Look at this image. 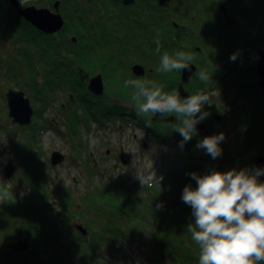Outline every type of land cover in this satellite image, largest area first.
I'll list each match as a JSON object with an SVG mask.
<instances>
[{"label": "trees", "instance_id": "obj_1", "mask_svg": "<svg viewBox=\"0 0 264 264\" xmlns=\"http://www.w3.org/2000/svg\"><path fill=\"white\" fill-rule=\"evenodd\" d=\"M57 1L63 26L58 33L46 35L17 16L6 0H0V101L4 102L7 90L22 91L34 110L31 125L24 129L13 126L5 112L0 111V135L5 134L13 144L15 137L7 131L10 128L19 131L23 135L21 141H25L14 146L10 154L14 164L22 170L25 186L0 184L12 191L14 197L0 203V264H107L106 255L112 252L118 254L120 264H132L126 252L134 250L143 253L146 264H198V246L186 229L194 222V217L191 207L182 200L186 185L193 189L197 186L190 173L202 176L212 170H253L255 159L264 157V100L256 86L254 59L256 52L264 50V0H237L250 9L243 18L254 32L240 47L235 44L228 46L226 53L215 52L214 59L220 64L203 63L204 53L195 29L192 23L184 22L191 14L190 2L200 0H171L166 8L146 0L136 1L129 7H123L120 0H37L24 4H21L23 0H18L23 7L34 5L50 9ZM91 15L95 16V21L90 20ZM104 17L107 19L104 22L111 25L109 29L102 28L105 23L98 20ZM123 21L130 22L131 27L139 24L141 58L131 63L148 64L141 66L146 74L140 80L163 84L166 92L178 86L180 71H157L160 65V54L155 51L157 37L161 54L167 51L171 55L177 50L194 53L195 73L184 86L188 95L207 87L198 79L199 71H212L211 81L219 89V97L211 106L204 105L203 111L209 115L200 123L218 122L225 116L238 129L235 153L224 158L228 166L211 162L209 154L195 155L197 134L181 148L182 137L172 130L176 122L174 116H162L166 118L151 121L149 126L146 124L149 117L137 112L134 118L122 115L119 122L114 121L112 113L105 114V108H113L110 106L112 98L135 107L132 91L91 97L94 105L89 107L77 69H82L89 78L98 72L110 79V61L127 58L115 42L121 37L117 30ZM90 28L95 35H88ZM135 38L138 39L137 35ZM234 53L236 59L231 60ZM119 73L117 79L122 85V81L137 79L130 69L120 67ZM69 95L74 98L72 103L67 99ZM61 98L68 102L64 112L61 104L57 107ZM49 108L56 109L61 116L63 130L57 125L59 121L44 117ZM115 122L122 130L135 125L152 142L169 148L160 164L159 177L163 179L159 184L142 187L141 183L129 184L110 177L95 185L91 179L80 193L48 179L39 148L44 132L51 129L64 136L74 149L72 142L82 131L90 132L93 126L104 131ZM81 147L86 148V145L82 143L74 151L79 160ZM93 166L88 158L85 170L91 177L97 173ZM53 201L58 208L50 206ZM76 220L84 225L85 235L73 228ZM20 236L27 242V250L11 252L7 246L17 242Z\"/></svg>", "mask_w": 264, "mask_h": 264}, {"label": "clouds", "instance_id": "obj_2", "mask_svg": "<svg viewBox=\"0 0 264 264\" xmlns=\"http://www.w3.org/2000/svg\"><path fill=\"white\" fill-rule=\"evenodd\" d=\"M155 51L160 54L158 72L171 73L191 70L195 55L190 51L177 50L174 54L164 51L161 54V42L155 40ZM237 54L230 56L236 59ZM211 73L201 70L198 79L207 87L195 94L181 98L176 90L164 91V85L156 81L127 79L124 87H131L137 114L148 116L146 124L151 125V117L174 116L176 122L172 130L182 137L179 146L190 141L197 134L196 125L209 113L203 111L204 105L213 103L219 97V89L211 81ZM224 134L212 135L198 141L196 147L204 149L213 159L221 155L219 143ZM264 175V169H232L227 172L212 170L204 175L190 173L196 182L193 189L186 185L182 200L192 210L194 222L187 225L191 240L198 246V264H264V182L258 177ZM142 187L158 183L163 177L155 172L137 174ZM3 182H0L2 184ZM23 195V193H21ZM9 197L12 191L0 187V203ZM160 205H157L159 208Z\"/></svg>", "mask_w": 264, "mask_h": 264}, {"label": "rangeland", "instance_id": "obj_3", "mask_svg": "<svg viewBox=\"0 0 264 264\" xmlns=\"http://www.w3.org/2000/svg\"><path fill=\"white\" fill-rule=\"evenodd\" d=\"M34 1H37V0H23V3H27V2L31 3ZM57 2L59 4L58 6V11H59L60 2L59 1ZM219 2L222 6L232 7L234 5L236 7L237 0H220ZM201 6H202V3L200 2H197V3L192 2L191 3V7L193 8L192 15H195ZM215 6L216 7L218 6L217 1H215ZM53 7H54V4L52 6V9L49 8L51 12H54ZM235 11H238V10L236 9ZM235 15L238 16L239 15L238 12ZM90 20L95 21L96 20L95 16L91 15ZM98 20L105 23L104 27L102 28L109 29L111 27L110 23L104 22V21H107L105 17L99 18ZM212 24L213 22L210 20L209 25L212 26ZM217 24H219L221 29H225L226 31H229L228 26H227V21H225L220 15H217ZM238 25L240 26L239 28H241L242 30H245L244 32L243 31L240 32L236 37L235 44H237L240 47L242 43L243 44L246 43V40L248 39L247 36L251 35L254 29L248 26H244V24H242L241 22ZM198 27L199 25H197L195 22L194 24L195 32H197ZM101 31L102 30H100L99 32ZM108 31H112V30H106V32ZM95 34L96 32L90 28L88 35H95ZM71 40L72 42H75V39L72 38ZM116 41L118 40H115V42ZM256 54L254 57L255 65H256ZM99 55L100 53L98 54V56ZM104 60H105V57H103L102 62ZM216 60L217 59H212V64H220V62ZM225 60L226 59H224V61ZM132 61L133 59L131 57H127L124 59L116 58L115 60H111L110 64L112 66V72L109 74V76L111 75V77L108 80L102 74L98 72L95 73L93 77H99L101 84H102V96H111L112 93L114 92L118 93L119 91L120 92L122 91L123 94H127L129 91L134 92V89H132L131 87L125 88L124 84L122 85L117 79V77L120 76V73H119L120 67H123L126 70L134 69V67L131 66ZM96 62L99 63V61H96ZM239 64H242L240 60H239ZM136 66L142 69L140 65H136ZM142 71H143V75H142L143 77L146 74V71L145 70H142ZM131 75L134 78H136L133 71L131 72ZM140 77L141 76H137V79H139ZM79 81L84 84V88L87 92V97H88L87 103L89 107L92 108L94 104L90 103V102H93L91 97L95 95L92 92H90V90L88 89L89 80L86 82L85 80L81 81L79 78ZM67 99H70L72 102L74 101V98L72 95L68 96ZM105 99L106 101L108 100V98H105ZM112 100H113L114 105H117L116 107L118 109V112L120 110L123 114H126L127 112L126 106L120 105L121 102L117 100L115 101L114 98H112ZM71 101H69V103ZM59 104H62L61 111L64 112L66 110V107L68 106L67 100L65 99L62 101V98H61V100L57 104V107L59 106ZM96 105H98V103H96ZM132 109L133 110L136 109L134 105H130V109H128V111ZM0 111H2L3 113L5 112V114L7 115V107H6V104L4 105L3 101H0ZM135 114L136 113H132V114L130 113L124 116L126 117L131 116L132 118H134ZM44 117L49 118V119H56V121H59L57 122V125L61 128V130L64 129L63 125L61 124V116L58 115L56 109H51V108L47 109L45 111ZM166 117L162 118V116L160 117L158 116L155 118L154 121L156 120L158 121L159 119H165ZM120 120H121L120 115L115 116L114 121L119 122ZM117 122H115L114 125H111L107 130H104V131L98 132L96 128L93 127V130L91 132H84V131H82L81 133L79 132L80 137L74 139V141L72 142L74 149H71L69 141L66 138H64V136L62 137L61 135L55 134V132L52 131L51 129H48L46 132H44V134L41 137V143L39 145V148H41V152H42L41 161L46 166L45 171L47 173L48 179L51 181H54V183L57 185L62 183L63 186L72 188V191L73 189H75L74 192L79 191L80 193H82L85 190V186L90 184L91 179H93V183L95 185H98L100 182H102L100 180H108L110 177L121 179L123 182L125 181L129 184H134V183H140L139 179L137 178V174L138 175L143 174V173L150 174L151 170H153L156 176L159 177L160 175L159 170H160V164L162 161V157L165 154V152L168 151L169 148L163 147L162 145L152 142L150 139L146 138V136L143 133L139 131L136 132L135 130L128 129V130H125V131L122 130L121 132H119ZM18 127L19 129H24L29 126H25V127L18 126ZM205 130L207 133L209 132L208 136L219 135L220 133L224 134V137H225L224 140L219 143V147L222 150L221 155H219L215 159H213L211 156H208V157L213 163H218V164H222L223 166H228L224 158L226 156H229V154L233 155L235 153V141L237 140L238 135H239L238 129L234 128L233 123L231 122L229 117L225 118V116H223L218 122L210 121L207 124H205ZM7 131L9 134H11L15 138H13L14 143L12 144L7 139V136L5 134L0 135V181L5 182L8 187L12 185L13 187L20 186V188H23L25 186V183L21 176L22 170L20 171V169H18V167L14 164V162L11 159L10 154H11V151L14 150L13 149L14 146L16 147L19 144H25V141L24 142L21 141L22 138L20 136H23V135L19 131L12 130V129L10 130V128H8ZM203 138H204L203 133L202 132L198 133V136H197L198 141L200 139L202 140ZM82 143L86 145V148L85 147L80 148V150L82 151L81 152L82 156L80 157V160H79L75 158L76 155H74V151L77 149V147H80ZM121 151H123L126 154V156L124 157L126 161V165H123L121 162H118V160H116L118 157V154L120 155ZM53 153H60L64 155L65 160H63L59 164L52 166L48 162V160L49 161L51 160V155ZM194 153L198 157L200 156L204 157L207 154L205 150H201V149L194 150ZM88 158L91 160V163H94L95 167L94 166L93 167L95 168V171H97V173L93 175L92 177L89 176L88 172H86L85 170V163H87ZM9 165L14 167L13 174L11 178H9V180H4L3 171H4V168ZM115 166L117 167L115 168ZM90 189L93 190L92 188ZM50 206H52L53 208H58L57 202L55 201L51 202ZM72 226L76 230H78L76 226H80L82 230L84 231V225L82 224L80 220H76ZM19 240H23V237L20 236ZM26 250L27 248L24 251L17 252V253H23ZM126 253H127V256H129V261L132 264H146L144 260L145 256L143 255L142 252L139 253L138 251L134 250V251H128ZM105 254L106 253H104V255ZM105 262L107 264H120V259L117 253L112 252L111 255H106ZM25 264H29V263L26 262Z\"/></svg>", "mask_w": 264, "mask_h": 264}, {"label": "water", "instance_id": "obj_4", "mask_svg": "<svg viewBox=\"0 0 264 264\" xmlns=\"http://www.w3.org/2000/svg\"><path fill=\"white\" fill-rule=\"evenodd\" d=\"M11 7L15 10L16 14L20 16L24 21L28 22L36 30L52 35L58 32L63 25L62 18L58 11V3L54 4V12H51L48 9L41 8L37 9L34 6L20 8L17 0H7ZM142 1V0H140ZM158 6H165L170 0H154ZM122 5L128 6L133 3V0H122L120 2ZM195 68L192 65L191 70H181L180 84L177 87V90L181 98H186L188 95L183 91V85L187 84L190 77L194 75ZM133 73L136 76H142L143 71L139 67L133 69ZM256 73L258 81L256 86L260 91L261 98L264 100V50H260L256 54ZM78 76L81 81L87 79V75L81 70L78 69ZM88 89L96 96L102 95V84L99 77H94L89 80ZM6 106L8 110V118L11 120L12 124L17 126H27L31 123V118L33 115V110L31 108L30 102L25 98L23 92L17 91H8L5 95ZM160 117V114L152 116L151 119L154 121L156 117ZM197 133L203 131V126H197ZM208 133L204 132L203 137H207ZM64 160V156L60 153H53L51 155L50 164L52 166L59 164ZM120 161L123 165H126L124 157L120 156ZM264 169V157H258L254 161V169ZM14 168L8 166L4 170V179L8 180L13 174ZM261 180L264 181V175L259 176ZM79 232L84 234V231L80 226H76ZM27 248V243L25 241H18L17 243L8 246V249L12 252H22Z\"/></svg>", "mask_w": 264, "mask_h": 264}, {"label": "flooded vegetation", "instance_id": "obj_5", "mask_svg": "<svg viewBox=\"0 0 264 264\" xmlns=\"http://www.w3.org/2000/svg\"><path fill=\"white\" fill-rule=\"evenodd\" d=\"M138 0H134L132 5ZM215 1H217L218 6H215ZM220 0H200L199 2L202 3V6L195 15H192V7H189L191 10V14L188 18H184L185 23H192V26L194 28V24L196 22L199 27L197 28V32H195V36L197 38V41L202 46V52L204 53V56L202 57V61L204 64L210 63L212 64V59L215 58L216 55L213 56L215 52L218 54L220 53H226L227 48L230 45H235L236 37L240 32H244L245 30H242L241 28H238L237 25L244 24V26H249L248 23L244 20L243 14L250 11V9L246 8L245 5L240 4L238 1L236 2V7L233 5L232 7L222 6L219 2ZM142 2V1H138ZM149 2H153L152 4H156V1L152 0ZM190 2V6H191ZM131 5V6H132ZM169 5V3L167 4ZM166 5V7H167ZM232 5V4H230ZM165 7V8H166ZM238 11H235V10ZM235 11V12H234ZM238 12V16L235 14ZM217 15L222 16V18L227 21V26L229 31H226L225 29H221L219 24H217ZM197 19V20H196ZM212 21V26L209 25V21ZM137 27H131L130 22L123 21L120 22V29L117 30V32H120V39H117L116 41L119 50L122 52V54L126 57H131L134 61H139L141 56V35H138V26ZM137 32V33H136ZM254 32V30L252 31ZM250 33V32H248ZM135 35H137L138 39L135 38ZM197 52L200 51V49H196ZM132 52V56L130 53ZM198 54V53H197ZM201 60L199 63H201ZM140 65V66H148V64H132L131 66ZM130 66V67H131ZM93 97V96H92ZM95 98V97H93ZM121 102V101H120ZM72 103V101H71ZM92 103V102H91ZM120 105L126 106V114H123L120 110L118 112L117 105H114L112 103L110 106L113 108H105L103 111H106V115L109 113H112L115 116H122V115H128L132 113H136L137 110H129L130 105L126 103H122ZM117 109V110H116ZM118 158V157H117ZM117 166H115L116 168Z\"/></svg>", "mask_w": 264, "mask_h": 264}]
</instances>
